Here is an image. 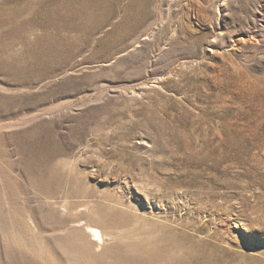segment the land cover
Wrapping results in <instances>:
<instances>
[{
    "label": "rangeland",
    "instance_id": "rangeland-1",
    "mask_svg": "<svg viewBox=\"0 0 264 264\" xmlns=\"http://www.w3.org/2000/svg\"><path fill=\"white\" fill-rule=\"evenodd\" d=\"M67 2L112 15L0 71V264H264V0Z\"/></svg>",
    "mask_w": 264,
    "mask_h": 264
},
{
    "label": "bare ground",
    "instance_id": "bare-ground-1",
    "mask_svg": "<svg viewBox=\"0 0 264 264\" xmlns=\"http://www.w3.org/2000/svg\"><path fill=\"white\" fill-rule=\"evenodd\" d=\"M3 4L0 6V71L11 75L19 84L33 81L34 77L46 72L59 70L70 57L78 52V44L82 37L75 32L89 34L97 29L89 28L87 22L83 21L82 17L85 13L89 20L98 23L107 22L112 15L109 5L103 13H95L93 10L86 12L84 6L68 5L67 0H4ZM130 15L131 13L128 14L126 11V17ZM38 28L43 29L44 32L37 33ZM16 44H21V47L15 48ZM220 184L228 185L226 182L217 183L218 186H222ZM203 198L206 208L210 207L222 214L235 209L233 205L224 204L225 200H214L212 196ZM238 214L236 221L243 225L246 220L244 210L242 212L238 210ZM258 214L256 222L263 230L264 211ZM242 217L243 221L240 220ZM225 221L229 220L224 219V224ZM92 232L98 238L101 237L98 228H92ZM224 232V229L216 227L208 235L214 237L216 241H225ZM225 250L217 244L212 256L222 259L226 253Z\"/></svg>",
    "mask_w": 264,
    "mask_h": 264
}]
</instances>
